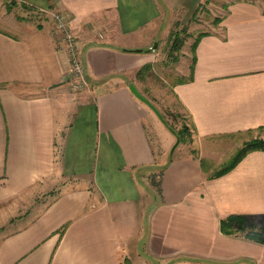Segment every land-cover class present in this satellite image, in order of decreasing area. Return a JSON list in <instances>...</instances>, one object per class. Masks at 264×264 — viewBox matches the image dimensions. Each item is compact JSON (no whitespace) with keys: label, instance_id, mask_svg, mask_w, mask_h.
Returning a JSON list of instances; mask_svg holds the SVG:
<instances>
[{"label":"crops","instance_id":"1","mask_svg":"<svg viewBox=\"0 0 264 264\" xmlns=\"http://www.w3.org/2000/svg\"><path fill=\"white\" fill-rule=\"evenodd\" d=\"M29 1L40 13L9 21L0 0V264H264V244L219 230L226 216L264 218V151L217 176L211 157L170 155L159 197L143 185L175 137L150 136L149 110L127 84L199 0ZM51 11L79 46L87 87L76 97ZM219 19L171 85L197 142L264 130V3L234 0ZM61 179L64 189L6 231L23 198Z\"/></svg>","mask_w":264,"mask_h":264},{"label":"rangeland","instance_id":"2","mask_svg":"<svg viewBox=\"0 0 264 264\" xmlns=\"http://www.w3.org/2000/svg\"><path fill=\"white\" fill-rule=\"evenodd\" d=\"M232 1L234 0H199L196 6L187 13V16L181 17L179 15L171 22L167 35L153 40V42H157L156 48L153 51L157 53L156 59L148 68L142 69L134 79L138 91L155 107L166 124L171 126L174 131L180 125H184L186 128L185 133L188 138L184 142H178L176 144L171 152V156L200 154L204 157H211L210 160L205 159L204 161L210 162L212 171L226 164L242 144L251 140L264 141V130L256 129L216 136L208 141L197 142L193 136L187 115L171 94V85L177 77L182 76V73H187L191 59L190 45L196 34L215 27L216 23L213 21V18H219L226 10L227 5ZM254 1L264 3V0ZM15 2L18 3L16 4ZM4 4L7 11L10 9L8 15L9 21H13L21 16L22 18L25 16L24 18L32 20V16L40 13L37 9L38 7L33 5L29 0H4ZM174 37H177V40L171 49L170 45ZM83 90L73 91L70 87H67L66 91L68 94L76 97ZM145 108L149 110L151 128L154 129L151 132L150 127L147 128L150 136L153 138V135L156 134L155 136L161 140L165 136H171L157 116L148 107L145 106ZM173 142L174 140L172 144ZM166 155L168 156V154ZM67 183L63 179L55 181V184L47 187L46 190L31 195L28 198H23L21 206H16V208L11 210V213L15 216H13L12 224L6 225V231L14 226V219L22 217V220H27L38 213L60 190L64 189ZM144 183L143 185L147 186L148 182L146 178H144ZM148 201L149 195L143 190V206ZM252 223L254 226L264 225V218L254 219Z\"/></svg>","mask_w":264,"mask_h":264},{"label":"trees","instance_id":"3","mask_svg":"<svg viewBox=\"0 0 264 264\" xmlns=\"http://www.w3.org/2000/svg\"><path fill=\"white\" fill-rule=\"evenodd\" d=\"M220 19L214 17L213 21L217 23ZM203 33L199 32L194 37L191 45H190V51H191V59H190V65L188 67L189 73L192 69V64L194 62V47L198 40V38ZM177 40V37H174L172 40V44L170 45V48L172 49L175 42ZM149 65L143 66L139 71L136 72L135 76H137L140 71L144 68H148ZM190 74H188L187 79H189ZM185 78L183 77H177L174 82H182ZM165 127L172 131L174 135L178 138V142H184L187 137V134L185 133L186 128L184 125H180V127L177 130H173L171 126L165 123ZM254 150H260L264 151V141L262 140H251L248 141L240 148H238L235 153L229 158V160L226 162V164L220 166L218 169L214 170L212 172V176L220 175L229 169H231L246 153ZM171 157L167 158V161L164 165L161 166H155L151 165L148 166L145 169H149L151 172L147 176V186L145 189L151 194V196L154 198L159 197L160 194V175L165 167V165L170 161ZM219 230L224 234H233V233H240L243 237L256 241L258 243L264 244V225L254 226L252 223V220L248 219L244 215H231L226 216L223 219H220L219 221Z\"/></svg>","mask_w":264,"mask_h":264},{"label":"built area","instance_id":"4","mask_svg":"<svg viewBox=\"0 0 264 264\" xmlns=\"http://www.w3.org/2000/svg\"><path fill=\"white\" fill-rule=\"evenodd\" d=\"M49 16L53 22V29L57 33L67 56L68 68L64 73V80L73 91L83 90L87 87V84L83 80L79 46L76 37L69 30L66 17L63 13L51 11Z\"/></svg>","mask_w":264,"mask_h":264},{"label":"water","instance_id":"5","mask_svg":"<svg viewBox=\"0 0 264 264\" xmlns=\"http://www.w3.org/2000/svg\"><path fill=\"white\" fill-rule=\"evenodd\" d=\"M156 48V42H152V44L150 45V47L148 48V51H152ZM136 52L140 51V50H134ZM127 88L130 91V93L140 102H142L143 104H145L156 116L157 118L160 120V122L165 126V121L163 120V118L161 117V115L158 113V111L155 109V107L135 88V86L132 83H128L127 84ZM169 130V129H167ZM170 131V130H169ZM173 135L174 133L172 131H170ZM175 139L174 142L170 148L168 157H170L171 152L173 150V148L176 146V144L178 143V138L174 135Z\"/></svg>","mask_w":264,"mask_h":264}]
</instances>
